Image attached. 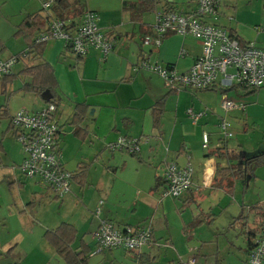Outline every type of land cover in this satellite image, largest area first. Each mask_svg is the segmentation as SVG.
<instances>
[{"label":"crops","instance_id":"1","mask_svg":"<svg viewBox=\"0 0 264 264\" xmlns=\"http://www.w3.org/2000/svg\"><path fill=\"white\" fill-rule=\"evenodd\" d=\"M41 1L0 0V11H3L0 17V43L9 49V45L15 41L19 48L15 54L9 55L19 54L21 56L19 60L25 62L24 65L46 61L52 66L57 97L61 103L64 101L57 115L60 125L58 145L61 151L65 138L73 134L87 146L91 152L90 157L97 163L99 151H104L108 143L118 136L125 135L139 141L138 153L110 152L111 155L108 154L109 157L102 160L101 164L103 169L100 177L104 178L103 181L106 179V190L112 189L113 186L118 189L112 200H109L107 195L105 202L99 197L101 205H104V213L100 212V216L120 227L124 225L148 227L152 232L151 242L142 249L126 251L121 248L124 258H129L133 264L156 262L185 264L190 257H195V264H228V256L235 254L237 249L238 253L243 250L248 256L249 248L258 236L264 215V163L258 167H245L239 177L230 178L222 185L212 186L216 166L228 167L236 162L225 157H217L214 154L216 148L226 146L247 157L249 154L243 150V144L239 140L229 143L219 135L216 139L218 142L210 148L215 138L211 140V131L206 125L214 116V110L207 107H191L194 111L201 109L204 112L197 122L193 123L184 116L188 115L187 110L182 115L179 108L187 90L171 88L157 74L138 66L145 52H148L149 61L169 64L180 72L192 65L201 51L200 43L194 38L170 34L157 48L144 45L142 38L153 32L156 10L165 7L191 11L195 8L196 0H153V7L150 9H145L141 0H76L77 3L73 7L75 17L70 11L66 19L78 23L84 11H93L97 15L100 29L112 39V50L104 57L97 50H91L83 57H76L69 46L58 40L48 41L39 47L30 45L34 43L35 35L46 27L48 21L56 17L51 8L42 9ZM260 2L262 12L257 10ZM219 12L216 20L218 25L234 32L243 42H253L264 49V0H221ZM35 13L45 17L43 27L36 30L32 38L14 36L23 18ZM181 52L183 53L180 54ZM17 63L18 61L15 65ZM13 67L8 74L9 78L6 76L0 79V88L6 89V82L12 81L13 77H23L22 85L31 82V77L19 76ZM213 90L198 92V96H211ZM244 92L241 89L239 91L245 95ZM220 93L223 96L231 94L232 99L234 96L238 98L234 99L236 101L241 99L237 96L239 93L236 88ZM163 96L165 98L162 112L158 123L155 124L154 106ZM244 98L247 103L253 101L256 104L254 106L261 105L264 108V86L250 92L248 97ZM43 102L45 104L46 101ZM76 103H85L88 108L83 120L75 124L72 119ZM242 103L244 105V102ZM258 108L249 105L245 111L244 108H233L228 113L234 112L235 117L245 115L248 118L250 113ZM220 109L223 110L221 107ZM8 115L6 129L10 130L15 138V129L10 123L11 115ZM202 118L206 120L204 122L206 125L202 123L198 126ZM229 123L232 124L230 121ZM243 129L245 131L247 127L244 126ZM202 130H206L210 135L208 145L210 149L204 150L201 146ZM197 140L201 148L197 146ZM22 158L20 148V155L13 163L16 166L14 169L24 178L21 180V175L17 176L14 182L19 183V187L23 185V188H27L25 182L28 178L25 179L19 168ZM61 161L63 165L68 162L63 156V151ZM83 161L72 164L75 165V169L71 170L72 182L79 186L82 184L74 175L78 173V167H81L82 163L86 166V162ZM171 161L178 165L190 161L193 169L190 188L172 200L160 196L164 186L162 178L164 166ZM111 173L112 179L109 177ZM86 175L87 170L85 177ZM31 180L35 184H40L35 179ZM156 184L159 185L155 187ZM204 189H208L210 196L214 193V209L211 212L210 207L208 211L200 208L199 202L204 197L202 193ZM30 191L32 195L44 192L56 198L42 185L40 190L33 188ZM31 198L27 203L32 206L35 202ZM194 203L198 206L193 209ZM89 211L92 213V208ZM203 212L207 216L210 215L204 221L214 219V234L209 236H205L201 231V226H198L200 223L195 226L196 218ZM203 219H206L205 216ZM68 223L75 227L72 222ZM220 225L224 226L219 228ZM174 226L178 229L177 241L173 235ZM91 235V242H85L83 237L79 244H72V248L77 251L81 244L88 248L87 264L95 259L93 256L103 254L107 250H97L93 234ZM77 236L78 234L74 241L77 240ZM108 250L109 253H114V249ZM123 262L120 260L116 263Z\"/></svg>","mask_w":264,"mask_h":264},{"label":"built area","instance_id":"2","mask_svg":"<svg viewBox=\"0 0 264 264\" xmlns=\"http://www.w3.org/2000/svg\"><path fill=\"white\" fill-rule=\"evenodd\" d=\"M55 0H42L44 10H49ZM221 0H196L191 11H180L161 7L155 11L153 32L142 38L144 45L157 48L170 34L190 36L200 43L201 51L192 65L185 71H177L173 66L158 61H149L143 55L139 67L154 72L171 88L191 87L201 90L207 87L230 89L240 86L246 89H258L264 86V49L253 42L241 44L226 27L216 23L219 17ZM60 39L69 46L76 57H83L91 50H97L106 56L112 50L111 37L103 32L97 15L86 10L80 21L71 25L66 19L51 18L46 27L38 32L35 44ZM181 52L180 54H182ZM17 61L16 55L0 60V79L11 72ZM220 107L228 112L233 108H244L240 101L223 96ZM62 109L61 102L48 101L34 112L20 110L10 118L15 129L16 140L23 152L19 168L25 178L35 179L56 198H61L71 190L73 173L68 171L62 161L58 145L60 125L57 115ZM193 123L204 114L187 109ZM222 139L232 136L230 124L220 119L217 124ZM209 133L202 130V148L209 145ZM111 151L126 150L136 154L140 150L136 138L118 136L108 143ZM193 169L190 161L178 165L171 161L164 166V186L161 197H179L188 190L192 183ZM102 201H99L101 205ZM99 212V211H97ZM97 250L122 248L126 251H138L151 242L152 232L148 227L117 226L108 219H102L93 234ZM264 261V215L261 219L258 236L249 248L246 264H262ZM195 257H190L185 264H195Z\"/></svg>","mask_w":264,"mask_h":264},{"label":"rangeland","instance_id":"3","mask_svg":"<svg viewBox=\"0 0 264 264\" xmlns=\"http://www.w3.org/2000/svg\"><path fill=\"white\" fill-rule=\"evenodd\" d=\"M258 5L257 10L262 12V2ZM2 12L1 10L0 17ZM12 19H14V17ZM55 40L61 41L64 44L60 39ZM8 48L9 49L4 48L0 52V60H5L12 56L9 54H15L19 47L14 41ZM147 54L148 52H145V55ZM24 63L25 62L18 60V63L16 65L14 63L13 65L15 66H12L14 71L18 72L17 74H19V76H27L23 75L21 72ZM22 79L23 77H13L12 81L6 82L7 84L5 83L7 90L3 87L0 88V264H64L63 259L54 251V247L47 243L43 236L44 232L48 228L57 226L63 221L72 222L77 229L76 234H78L77 240L74 241L73 244H79V241H81L83 237H85V242H91V234H94L100 221L106 219L99 214L100 212L102 214L104 209V205H99V197L104 202L106 195L109 197V200H112L118 189L113 186L112 189L106 190V179L103 181L104 178L100 177L103 169L101 165L103 164L102 160H106L109 157L108 154L111 155L110 152L115 153L119 152V150L109 151L106 146L104 151H99L98 161L94 163L93 159L90 157V150H88L87 146L82 144L81 139L72 134L71 136H67L64 140L63 135L64 143L61 145V149L65 160L68 161L65 162L64 167L68 171L74 170L75 165L73 166L72 164L84 160L83 162H86L88 174L85 177L84 184L79 186L77 183L71 181V190L65 193L63 195L64 197L62 196V201V198H54L44 192L32 195L30 190L33 188L40 190L41 185L35 184L34 181L29 178H25L27 188H23V185L19 187V183L14 182L15 178L21 175V180H23L24 177L14 169L16 166H14L15 164L13 161L19 157L21 145L18 141V143L16 142V137L14 138L12 132L6 129L7 119L9 118L8 114L13 116L22 109L34 112L40 110L44 106V102L39 95L22 89ZM182 88L187 90L185 99L181 101L179 105L182 115H184L187 109H192L191 107H207L214 110V116L209 120V125L204 124L206 120L203 118L198 122L199 124H197L198 126H201L202 123L206 125L207 129L211 131V140L215 138V141L213 140L215 143L212 141L213 143L211 142L210 148L213 144L215 145L218 142V140H216L220 135V129L217 125L219 123L218 120L225 119L232 123L229 127L232 137L227 139L229 143L233 140H239V142L243 144V150L249 154V156L264 151V108H262L261 105L254 106L256 104L253 101L250 103L246 102L247 100L244 97H248L250 93L245 95L240 94V88L238 89L239 94H237V96L241 97L242 100H239L244 102V106L246 105L244 111L249 105L259 108L255 112L250 113L248 118L245 115L239 118L234 116V112L228 113L220 109L219 103L223 98V95L220 93L221 91L214 89L211 96H198V92H201L200 90L191 87H181V89ZM226 97L232 98L231 94L226 95ZM233 99L238 98L234 96ZM62 103L64 104V101H62ZM5 108H7L6 111ZM200 111L197 109L195 112ZM184 116L191 120L189 115ZM188 122L190 121L188 120ZM244 126L247 127L245 131L243 129ZM196 144L201 148L199 140H197ZM62 151L60 150L61 153ZM122 152L128 153L126 150ZM85 158L87 159L85 160ZM260 165L262 164L253 165L252 168ZM82 166H84L83 163ZM109 177L111 179L113 178L112 173ZM202 193L204 197L199 202V204L201 203L200 208H204V211H208L210 207L211 212V210L214 209V193L210 196L208 189H204ZM30 198L35 202L32 206L27 203ZM163 198L175 199L171 196H165ZM197 206V203H194L192 208H197ZM90 208H92V213L89 211ZM212 213L214 214L215 212L212 211ZM97 214H99V216H97ZM201 216L196 218L195 226L200 223L198 226H201V231L205 236L214 234V219L206 222L204 220H207L210 215L207 216V214L203 212ZM204 216L206 219H203ZM217 219L219 220V218ZM221 219L220 221H222ZM162 223H164L163 220ZM95 224L97 225L95 229L92 230ZM222 226L224 225H220L219 228H222ZM173 230V235L177 241V226L176 228L174 226ZM236 231L239 232L238 229ZM229 233L231 234L232 232ZM112 249H114L113 254L109 253L108 251L110 250L107 249L104 251L106 255L101 253L93 256L95 259L88 264H117L116 262L120 260L124 261L122 264H133L129 258H124L121 248ZM238 252L237 249L235 254L228 256V264H246L244 259H247V255L243 250L240 251V253Z\"/></svg>","mask_w":264,"mask_h":264},{"label":"trees","instance_id":"4","mask_svg":"<svg viewBox=\"0 0 264 264\" xmlns=\"http://www.w3.org/2000/svg\"><path fill=\"white\" fill-rule=\"evenodd\" d=\"M145 9H150L153 7V0H141ZM77 3L76 0H55L51 6L56 17L60 19H66L69 16V12L71 11L75 17V10H73L74 5ZM131 7L132 5H128ZM43 9V8H42ZM44 10V9H43ZM82 15V14H81ZM45 17H43L40 13H35L32 15H27L23 18V20L19 23L16 31L14 32V36L23 35L27 38H32L35 34L36 30L43 27ZM68 20V19H66ZM75 23L72 21L71 25ZM231 32L232 36L238 38L241 44H245L234 32ZM46 43V42H44ZM44 43L35 44L32 43L30 45L33 46H41ZM4 49V46L0 44V52ZM28 54V53H26ZM21 58L19 54L16 55L17 61ZM169 65V64H168ZM23 75H27L31 77V82L24 83L22 89L25 91H30L35 93L36 95H42L45 91H49L51 97L48 101H55L60 102L59 97H57L56 93V80L53 74L52 66L46 62L42 61L36 64H26L21 69ZM8 77V75H6ZM4 76V77H6ZM2 77V78H4ZM9 78V77H8ZM241 89L245 91L244 93H250L255 91L256 89H246L240 86H234L230 89H220L216 87H207L201 89L200 91H208L217 89L222 93H226L228 90L231 89ZM165 96L160 98L155 106H154V122L155 124L158 123L160 114L162 112V106L164 102ZM46 101V102H48ZM87 104L85 103H76L74 105L73 110V122L79 123L83 120L84 115L87 111ZM214 154L217 157H225L230 160H236L235 163L229 165L228 167H219L216 166L214 172V180L212 186L223 183H226L228 179H235L239 177L245 167H252L253 165L256 166L258 164L264 163V151L255 155L245 157L243 154L236 152L233 149H229L226 146L217 147L214 151ZM85 173H86V166L78 167V173L74 175V178H78L80 183L83 185L85 181ZM163 178V176H162ZM159 184H156L158 186ZM161 196V194H160ZM178 198V197H177ZM125 226V225H124ZM76 228L68 223V222H61L57 227L53 229H47L44 232V238L47 242H49L55 249V252L63 259L64 264H87V252L88 248L81 244L80 249L77 251L76 249L72 248V244L76 238Z\"/></svg>","mask_w":264,"mask_h":264},{"label":"water","instance_id":"5","mask_svg":"<svg viewBox=\"0 0 264 264\" xmlns=\"http://www.w3.org/2000/svg\"><path fill=\"white\" fill-rule=\"evenodd\" d=\"M42 99L45 101H48L51 97L50 93H48V91H45L42 95H41Z\"/></svg>","mask_w":264,"mask_h":264}]
</instances>
